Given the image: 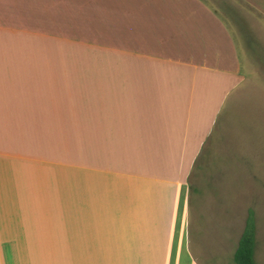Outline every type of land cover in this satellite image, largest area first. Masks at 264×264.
Returning <instances> with one entry per match:
<instances>
[{"label": "crops", "instance_id": "0c3cea01", "mask_svg": "<svg viewBox=\"0 0 264 264\" xmlns=\"http://www.w3.org/2000/svg\"><path fill=\"white\" fill-rule=\"evenodd\" d=\"M241 69L264 0H0V264H224L189 176Z\"/></svg>", "mask_w": 264, "mask_h": 264}, {"label": "rangeland", "instance_id": "374dc122", "mask_svg": "<svg viewBox=\"0 0 264 264\" xmlns=\"http://www.w3.org/2000/svg\"><path fill=\"white\" fill-rule=\"evenodd\" d=\"M240 87L222 108L189 176L192 210L205 211L232 252L247 208L255 217V264H264V69H241ZM229 241V243H228Z\"/></svg>", "mask_w": 264, "mask_h": 264}, {"label": "trees", "instance_id": "16d2710c", "mask_svg": "<svg viewBox=\"0 0 264 264\" xmlns=\"http://www.w3.org/2000/svg\"><path fill=\"white\" fill-rule=\"evenodd\" d=\"M255 217L251 207L247 208L236 246L232 252V261L234 264H255Z\"/></svg>", "mask_w": 264, "mask_h": 264}]
</instances>
